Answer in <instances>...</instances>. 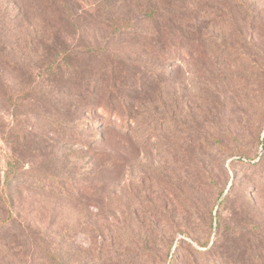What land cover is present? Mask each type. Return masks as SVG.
Returning a JSON list of instances; mask_svg holds the SVG:
<instances>
[{
    "label": "rangeland",
    "instance_id": "rangeland-1",
    "mask_svg": "<svg viewBox=\"0 0 264 264\" xmlns=\"http://www.w3.org/2000/svg\"><path fill=\"white\" fill-rule=\"evenodd\" d=\"M243 2L0 0V264H264V0Z\"/></svg>",
    "mask_w": 264,
    "mask_h": 264
},
{
    "label": "trees",
    "instance_id": "trees-1",
    "mask_svg": "<svg viewBox=\"0 0 264 264\" xmlns=\"http://www.w3.org/2000/svg\"><path fill=\"white\" fill-rule=\"evenodd\" d=\"M235 2L237 4H243L245 7H249L248 4H246V2H243V0H235ZM34 3V0H30V4H33ZM25 5V3H24ZM154 12H156V10L153 8L151 9L150 13H151V17L153 18L154 17ZM61 19V18H59ZM64 20V18H62ZM167 54H170V56H174L177 54V52H174L173 50H170L168 52H166ZM169 56V55H168ZM182 57L185 58V59H188V54H182ZM102 110L107 114V113H111L109 109L107 108H102ZM119 116H120V119H121V122L126 125V126H129L130 124V120L129 118H131L129 115H123L122 112H119L118 113ZM116 116V115H115ZM168 126L169 128H171V130H176L177 129V124L175 122H171V123H168ZM215 142H218L220 143V140L217 139V138H214ZM263 146H264V138H263ZM242 164H247L246 162H241ZM225 203V199H221L220 203H219V206L217 207L218 210L221 208V206ZM213 213H211L212 215ZM217 218V216H216ZM184 241H185V238H184ZM186 243L190 246V247H193V243L192 242H189V241H186ZM205 245H208L207 243ZM175 259H176V255H175V251H173V254L169 257V264H174L175 262Z\"/></svg>",
    "mask_w": 264,
    "mask_h": 264
}]
</instances>
